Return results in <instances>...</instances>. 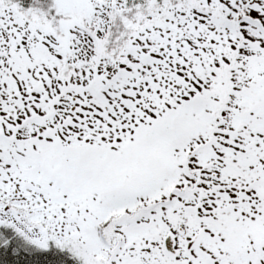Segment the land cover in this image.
Wrapping results in <instances>:
<instances>
[{
	"label": "snow or ice",
	"instance_id": "6c2138e0",
	"mask_svg": "<svg viewBox=\"0 0 264 264\" xmlns=\"http://www.w3.org/2000/svg\"><path fill=\"white\" fill-rule=\"evenodd\" d=\"M0 264H264V0H0Z\"/></svg>",
	"mask_w": 264,
	"mask_h": 264
}]
</instances>
